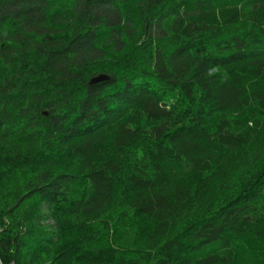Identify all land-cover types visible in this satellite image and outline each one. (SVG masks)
<instances>
[{"label":"trees","instance_id":"obj_1","mask_svg":"<svg viewBox=\"0 0 264 264\" xmlns=\"http://www.w3.org/2000/svg\"><path fill=\"white\" fill-rule=\"evenodd\" d=\"M0 264H264V0H0Z\"/></svg>","mask_w":264,"mask_h":264},{"label":"water","instance_id":"obj_2","mask_svg":"<svg viewBox=\"0 0 264 264\" xmlns=\"http://www.w3.org/2000/svg\"><path fill=\"white\" fill-rule=\"evenodd\" d=\"M107 78H108L107 75L99 74L96 77L92 78L91 82H98V81L106 80Z\"/></svg>","mask_w":264,"mask_h":264}]
</instances>
